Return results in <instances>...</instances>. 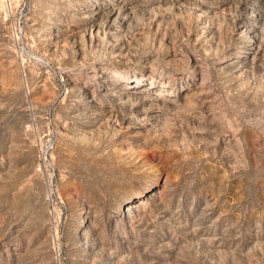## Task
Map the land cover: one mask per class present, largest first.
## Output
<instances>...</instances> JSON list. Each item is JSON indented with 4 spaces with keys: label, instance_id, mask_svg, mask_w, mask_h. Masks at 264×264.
Listing matches in <instances>:
<instances>
[{
    "label": "rangeland",
    "instance_id": "rangeland-1",
    "mask_svg": "<svg viewBox=\"0 0 264 264\" xmlns=\"http://www.w3.org/2000/svg\"><path fill=\"white\" fill-rule=\"evenodd\" d=\"M0 264H264V0H0Z\"/></svg>",
    "mask_w": 264,
    "mask_h": 264
}]
</instances>
